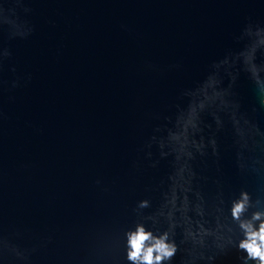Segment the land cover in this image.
<instances>
[{
  "label": "water",
  "instance_id": "95a60500",
  "mask_svg": "<svg viewBox=\"0 0 264 264\" xmlns=\"http://www.w3.org/2000/svg\"><path fill=\"white\" fill-rule=\"evenodd\" d=\"M250 70L264 82V0H0V241L21 252L0 264H131L138 223L175 243L163 264H245L232 202L264 212Z\"/></svg>",
  "mask_w": 264,
  "mask_h": 264
},
{
  "label": "clouds",
  "instance_id": "9594fccd",
  "mask_svg": "<svg viewBox=\"0 0 264 264\" xmlns=\"http://www.w3.org/2000/svg\"><path fill=\"white\" fill-rule=\"evenodd\" d=\"M250 71L252 79L256 84L260 104L264 106V82L261 81L258 71ZM216 95L220 96L221 94L217 93ZM233 122L235 123V121ZM219 123L220 121L217 118V124ZM192 127H195L194 123ZM209 143L215 148L216 142L214 139L210 140ZM193 146L203 154L202 149L204 145L202 143L195 144L193 142ZM183 154L188 158L192 157L190 151H185ZM250 206V197L245 191H241L239 198L232 202L230 209L231 217L239 222V227L244 235V238L239 241L237 247L246 253L244 257L245 264H247L248 260L256 261L257 264H264V219H262L264 212H253L250 220L241 219ZM146 207H148V201H139L137 205L138 209ZM254 221H260L258 227H254ZM125 235L127 237L126 258L131 264H163V262L170 261L176 254L177 247L174 242L169 240L168 232L155 235L151 231L146 230L143 224L138 223L134 231H128ZM0 248L11 252L17 257H21V252L14 246L9 245L7 241H0Z\"/></svg>",
  "mask_w": 264,
  "mask_h": 264
}]
</instances>
